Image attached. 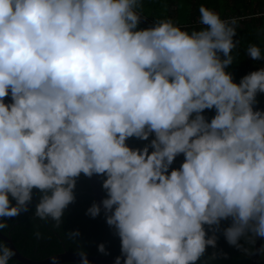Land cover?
Segmentation results:
<instances>
[{"label":"clouds","instance_id":"9594fccd","mask_svg":"<svg viewBox=\"0 0 264 264\" xmlns=\"http://www.w3.org/2000/svg\"><path fill=\"white\" fill-rule=\"evenodd\" d=\"M143 11L144 0H0V229L34 190V217L59 228L83 174L103 178L87 214L103 211L120 238L115 264H197L229 219L230 245L264 238V66L238 83L228 71L237 18L202 4L199 29L170 17L141 28ZM247 56L264 62L257 44ZM14 255L0 241V264Z\"/></svg>","mask_w":264,"mask_h":264},{"label":"trees","instance_id":"16d2710c","mask_svg":"<svg viewBox=\"0 0 264 264\" xmlns=\"http://www.w3.org/2000/svg\"><path fill=\"white\" fill-rule=\"evenodd\" d=\"M148 1L154 2V0ZM156 3H160L162 9L158 8V4L156 10L143 11L145 21L141 23V28L152 26L157 19L170 17L182 26L199 29L202 27L199 24V7L203 4L219 12L222 18H237L238 20L235 39L240 43L233 51L236 59L228 69L233 73L234 80L238 83L246 74L264 66V62L253 61L247 56V48L250 44H257L264 50V0H156ZM147 6L148 8L153 7L150 4ZM258 100L259 103L256 107L264 109V94H260ZM204 114L210 120L215 112L214 110H205ZM152 138L154 137H150L148 141L130 138L128 144L133 148L142 149L150 143ZM183 160V155L178 156L172 168L180 167ZM101 181L103 182L102 177ZM75 191L76 201L66 209L63 223L59 228L54 227V221L50 219L44 221L34 217L36 204L39 202V193L34 190L29 210L22 212L19 216L5 218L8 227L0 229V233L10 238L19 252L32 260H43L66 250L78 252L80 248L84 249L88 255L117 258L120 256L121 240L115 234L114 228L106 223L104 212L102 211L96 218L87 214L88 208L97 201L94 200L90 183L83 174L78 179ZM102 191L106 196L103 188ZM230 224V219L221 222L220 230L215 233L218 238L216 246H208L205 256L197 264H203L204 261H207V264H250V255L253 253L254 244L248 243L242 238L239 241L243 245L242 248L230 245L223 235V229ZM207 228L208 226H206ZM77 230L80 232V236L77 238L79 242L70 239L67 235L68 232ZM37 232L41 234L39 237L36 236ZM211 235L213 232L209 229L208 236ZM101 243L105 244L108 255L99 251ZM213 254L216 258L209 259ZM10 264L21 263L11 259ZM260 264H264V252L261 253Z\"/></svg>","mask_w":264,"mask_h":264},{"label":"water","instance_id":"95a60500","mask_svg":"<svg viewBox=\"0 0 264 264\" xmlns=\"http://www.w3.org/2000/svg\"><path fill=\"white\" fill-rule=\"evenodd\" d=\"M90 183V187L92 190V194L94 200L97 202L102 201L105 198V195L102 191V181L101 176L94 175L93 177L89 178L86 176ZM0 240L5 242L9 247L13 249L15 255L12 259L17 260L21 264H81V257L79 252H72V251H63L62 253L53 255L43 260H32L24 255H22L14 246L13 242L4 237L0 233ZM263 240L264 238H257L254 244L253 253L250 255V264H260L261 259V251L260 249L263 247ZM121 247H120V256H121ZM53 257H56L55 261H53ZM87 258L90 261V264H115L116 258L105 257V256H97V255H88ZM123 264V259L121 261Z\"/></svg>","mask_w":264,"mask_h":264},{"label":"crops","instance_id":"0c3cea01","mask_svg":"<svg viewBox=\"0 0 264 264\" xmlns=\"http://www.w3.org/2000/svg\"><path fill=\"white\" fill-rule=\"evenodd\" d=\"M147 4H150V5H152L153 7H150V8H148V6H147ZM158 4H159V9H162V7H161V4L160 3H156V0H154V2L152 3V1H148V0H144V11L145 10H148V9H150V10H156L157 9V7L156 6H158ZM146 23V22H145Z\"/></svg>","mask_w":264,"mask_h":264},{"label":"flooded vegetation","instance_id":"af4514ba","mask_svg":"<svg viewBox=\"0 0 264 264\" xmlns=\"http://www.w3.org/2000/svg\"><path fill=\"white\" fill-rule=\"evenodd\" d=\"M3 235V234H2ZM4 236V235H3ZM4 237H7V236H4ZM8 238V237H7ZM8 239H10V238H8ZM11 240V239H10ZM12 241V240H11ZM16 248V247H15ZM17 249V248H16ZM18 250V249H17ZM19 251V250H18Z\"/></svg>","mask_w":264,"mask_h":264},{"label":"rangeland","instance_id":"374dc122","mask_svg":"<svg viewBox=\"0 0 264 264\" xmlns=\"http://www.w3.org/2000/svg\"><path fill=\"white\" fill-rule=\"evenodd\" d=\"M143 16H144V14H143ZM145 20L144 19H142V23L144 22ZM141 25V24H140Z\"/></svg>","mask_w":264,"mask_h":264}]
</instances>
